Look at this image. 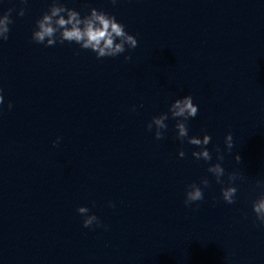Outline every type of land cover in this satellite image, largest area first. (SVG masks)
Returning a JSON list of instances; mask_svg holds the SVG:
<instances>
[{"label": "clouds", "instance_id": "clouds-1", "mask_svg": "<svg viewBox=\"0 0 264 264\" xmlns=\"http://www.w3.org/2000/svg\"><path fill=\"white\" fill-rule=\"evenodd\" d=\"M115 5L117 0H111ZM21 4L26 5L28 0H20ZM14 9L9 8L7 11L0 13V41H7L9 39L10 25L14 22L12 20V12ZM26 9L21 7L17 15L24 16ZM35 29L32 32L31 39L35 43L44 44L45 47L55 46L57 43L64 42L75 43L80 48L91 50L96 54L97 59L105 57H116L126 50L135 49L138 46L136 37L129 34L125 30V25L118 22L114 15H110L104 10H98L95 7L90 8L88 14L81 16V13L73 8L66 7L62 0H51L49 8L42 14L35 22ZM125 61L132 59L131 55L124 57ZM4 103L3 89H0V106ZM12 103L9 101L8 109L11 110ZM133 111L135 106H133ZM198 114V106L193 103L191 95L184 96L172 102L167 112L161 113L158 116H153L150 122L147 123L146 129L151 132L155 128L154 137L157 140L163 139L165 131L168 128L166 121L171 117L176 120V138L183 144L185 141L189 145L196 146L199 150H193L191 155L196 160H203L209 162L212 160L207 145L210 144L212 137L205 132L202 138L197 136H189L188 120L195 118ZM61 137H57L54 141V146L60 143ZM224 143L228 150L233 147V136L231 132L225 136ZM217 153L216 163H209L207 172L211 173L217 184L224 185L225 181L222 177L225 176V169L222 167L221 161L224 160V155L219 146L215 147ZM186 155L183 148L178 151V156L184 158ZM237 162L241 161L239 154L235 156ZM240 178L239 174L232 172L228 174L227 186L221 187V198L227 204L236 202L237 188L234 182ZM257 187L261 188L259 197L252 201V211L255 218L264 225V181H257ZM210 181L208 177H201L199 184L192 182L186 185L185 188V206H189L195 202L204 199L203 188H208ZM93 206H95L93 202ZM109 207L115 205L109 201ZM76 211L83 217V227L91 228L104 227L100 219L87 206H79Z\"/></svg>", "mask_w": 264, "mask_h": 264}]
</instances>
